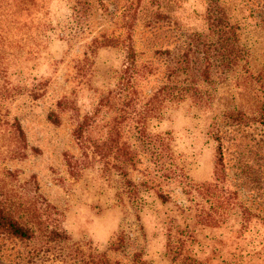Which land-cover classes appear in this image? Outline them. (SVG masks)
Segmentation results:
<instances>
[{
  "label": "rangeland",
  "instance_id": "rangeland-1",
  "mask_svg": "<svg viewBox=\"0 0 264 264\" xmlns=\"http://www.w3.org/2000/svg\"><path fill=\"white\" fill-rule=\"evenodd\" d=\"M205 11L0 0V200L35 206L69 238L0 234V264H264V31L243 22L232 69L206 79ZM3 31L27 35L13 52Z\"/></svg>",
  "mask_w": 264,
  "mask_h": 264
},
{
  "label": "trees",
  "instance_id": "trees-1",
  "mask_svg": "<svg viewBox=\"0 0 264 264\" xmlns=\"http://www.w3.org/2000/svg\"><path fill=\"white\" fill-rule=\"evenodd\" d=\"M202 2L206 6L202 24L207 31V35H197L200 42L196 46L195 52H198L207 59L205 69L202 70V76L206 79H210L209 73L213 67L214 70L217 68L221 71L223 68L232 69L235 61L238 59L239 56L236 53V46L239 42V35H241V31L244 29L242 27L243 22H248L250 20L253 22L255 30L264 31V0H202ZM234 12H237V16L234 15ZM19 33L20 32L3 31L1 36L3 37L5 45H11V38H14V40H24V36H26L27 33ZM7 46L5 50H7ZM12 48H14V46H8V50L11 49L14 52L15 50ZM18 48L20 51L21 46ZM129 49L133 55L134 53L131 45ZM212 52L214 54H212ZM190 62H192V60L187 61V63ZM247 84L248 82L245 83L244 81L242 86H246ZM253 99L254 106H256V100L255 98ZM248 115L247 112L234 109L226 114V117L236 126H242L248 122ZM257 119L260 120V123L264 124V114L260 115ZM50 120L56 124L59 123L58 118L54 114H50ZM86 125L87 123H83L80 126L78 132L79 139L83 137ZM13 126L17 130L19 137L23 139L22 135L24 133L20 124L16 122ZM225 133L226 132L221 133L217 130L215 134V139L218 141L220 156H223L224 152L223 137ZM96 147L98 149L100 148L99 145ZM220 163H222V157L220 158ZM68 165L71 173L75 175L78 166H76L73 158H68ZM160 197L165 199L163 194H161ZM5 199V201L0 200L1 235L21 241H31L38 237H42V240L45 239L44 241L46 244L69 239L68 234L58 226L55 228L46 226L42 218L43 215L35 209V206L12 201L8 198ZM259 221L264 224V218H259ZM120 245V243L117 245L114 244L112 248L114 250H119L121 249ZM99 264H110L106 255H101ZM136 264L145 263L138 261Z\"/></svg>",
  "mask_w": 264,
  "mask_h": 264
}]
</instances>
